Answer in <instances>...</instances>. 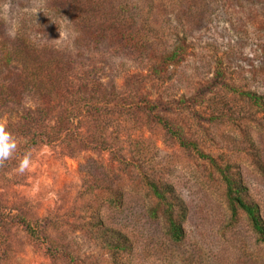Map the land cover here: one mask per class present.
<instances>
[{
    "label": "rangeland",
    "instance_id": "obj_1",
    "mask_svg": "<svg viewBox=\"0 0 264 264\" xmlns=\"http://www.w3.org/2000/svg\"><path fill=\"white\" fill-rule=\"evenodd\" d=\"M39 1L0 0V18L7 22L0 28V41L15 37L23 15L38 14ZM155 2L161 38L145 53L126 41L91 52L88 46L74 48L78 35L72 31L50 37L49 42L68 47L80 72L89 69L91 80L101 82L110 95L130 94L137 81L138 93L150 105L126 106L123 116L117 111L108 114L112 129L118 132L122 127L125 152L120 156L108 147L73 151L54 143L22 148L10 164L0 161V264H72L69 254L75 264H112L85 227L97 210L110 226L132 239L133 264L264 263V246L246 217L232 220L215 169L182 148L179 140L180 135L196 140L219 163L237 164L264 216V170L257 168L250 155L254 151L240 130L248 127L264 166V112L242 101L238 123L219 114L223 99L239 101L226 84L264 96V0ZM182 45L186 52L175 65L161 64L154 56L161 48L166 54ZM219 70L225 74L221 79ZM38 104L29 96L16 112ZM8 122L19 124L20 118L1 113L0 127ZM18 135L12 136L17 147L24 143ZM25 156L30 157V166L21 172ZM121 156L126 159L123 167ZM140 171L158 174L175 185L187 203L185 242H171L164 221L151 218L153 203ZM104 188L123 190L124 204L118 206ZM23 221L30 223L31 230ZM47 238L59 246L58 252Z\"/></svg>",
    "mask_w": 264,
    "mask_h": 264
},
{
    "label": "trees",
    "instance_id": "obj_2",
    "mask_svg": "<svg viewBox=\"0 0 264 264\" xmlns=\"http://www.w3.org/2000/svg\"><path fill=\"white\" fill-rule=\"evenodd\" d=\"M39 4L41 7L38 14H25L21 17L13 39L7 37L0 41V114L19 116V124L8 122L5 129L12 136L19 134L17 138L24 140L2 164L14 161L16 153L18 158L22 148L54 143H61L73 151L97 145L104 149L111 148L117 155H122L125 152L120 132L122 127L118 126V132L117 129H112L107 116L112 111H117L116 113L123 116L121 110L129 105H144L149 108L150 102L137 91L140 83H132L130 94L113 97L101 82L91 80L93 74L89 69L80 72L68 47L57 46L49 42V39L54 34L72 31L78 35L74 48L88 46L91 52L109 45L120 46L126 41L133 49L145 53L148 46L153 45L154 49V44L161 38V30L155 20V0H40ZM6 23L5 18H0V28L5 27ZM185 52L186 47L182 45L176 51L166 54L161 48L154 51V56L160 59L161 64L175 65L179 55ZM222 65L223 61L220 60L219 66ZM224 75V72L219 70L217 78L221 79ZM226 87L239 101L222 100L219 114L223 119L238 123L240 113L237 108L242 101L251 104L253 110L264 112V96L230 84H226ZM29 96L38 99L39 104L24 109V112H16ZM112 107L113 110L107 111ZM241 113L246 114L244 108ZM71 127L75 130H71ZM83 127H86V131ZM168 127L167 130L171 132V126ZM240 130L246 143L251 145V150L254 151H250L252 159L263 172L261 154L254 149L248 127L241 126ZM179 140L182 148L194 152L215 169L225 190L232 220L237 222L239 217L244 215L259 244L264 246L262 208L251 196L241 168L231 162L219 163L207 154L196 140H186L181 135ZM125 143L127 144L126 141ZM121 158L123 159L120 166L123 167L126 159L124 156ZM140 173L142 186L153 203L149 211L151 218L164 221L166 234L171 242H185V226L190 216L187 203L175 185L160 175L143 171ZM102 190L107 192L109 198L118 206L124 204L123 190ZM106 199L108 201V196ZM93 212L95 213V210ZM90 219L85 226L89 238L109 255L112 264H133L132 239L121 230L110 226L98 210ZM23 224L31 230L30 223L23 221ZM47 241L56 252L59 251L60 248L55 242L49 238ZM67 257L72 264L76 263L73 255L69 254Z\"/></svg>",
    "mask_w": 264,
    "mask_h": 264
},
{
    "label": "clouds",
    "instance_id": "obj_3",
    "mask_svg": "<svg viewBox=\"0 0 264 264\" xmlns=\"http://www.w3.org/2000/svg\"><path fill=\"white\" fill-rule=\"evenodd\" d=\"M16 142L12 135L4 128L0 127V161L9 159L16 150ZM30 166V157L25 158L20 162L19 170L23 172Z\"/></svg>",
    "mask_w": 264,
    "mask_h": 264
}]
</instances>
